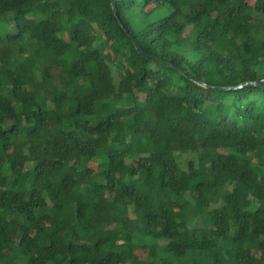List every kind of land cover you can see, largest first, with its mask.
<instances>
[{"label":"trees","instance_id":"obj_1","mask_svg":"<svg viewBox=\"0 0 264 264\" xmlns=\"http://www.w3.org/2000/svg\"><path fill=\"white\" fill-rule=\"evenodd\" d=\"M253 1L0 0V264H264Z\"/></svg>","mask_w":264,"mask_h":264},{"label":"water","instance_id":"obj_2","mask_svg":"<svg viewBox=\"0 0 264 264\" xmlns=\"http://www.w3.org/2000/svg\"><path fill=\"white\" fill-rule=\"evenodd\" d=\"M112 2V6H113V11H114V14L116 17H118V8H117V4H116V0H111ZM132 40H133V43L137 49V51L146 59L148 60H151V61H154V62H160L162 64H164L165 66H168V67H172V68H176L178 69L179 71H181L186 77H188L189 79L195 81L197 84H199L200 86H203L204 88L206 89H215V90H220L222 88H216V87H211L209 86L208 84L200 81V80H197L195 78H192L190 77L185 71H183L181 68L169 63V62H166V61H162V60H159V59H156V58H153L149 55H147L146 53L143 52V50L140 48L138 42L132 37ZM248 85H253V86H256V87H264V78H259L257 79L256 81H253V82H246L242 85H240L238 88H242V87H245V86H248ZM235 89V88H234ZM229 90V89H228Z\"/></svg>","mask_w":264,"mask_h":264},{"label":"rangeland","instance_id":"obj_3","mask_svg":"<svg viewBox=\"0 0 264 264\" xmlns=\"http://www.w3.org/2000/svg\"><path fill=\"white\" fill-rule=\"evenodd\" d=\"M253 3H254V1L253 0H249V2H248V5L249 6H253ZM22 22V21H21ZM0 23H2V20L0 19ZM29 22H26V21H23V25L24 26H29ZM66 39H67V37H65ZM224 114V113H223ZM185 161H188L189 159H190V157L189 156H186V157H184L183 158ZM151 160V158L150 157H148V156H143L142 158H140V159H138L136 162L137 163H140V162H149ZM255 161V160H254ZM91 167L92 168H96V165L95 164H91ZM56 215H57V218L59 219V220H61L62 219V216H63V208H58L57 209V211H56ZM208 232H209V234H210V236L212 237V236H215V232H214V229H213V227H209L208 228ZM136 254L139 256V260L140 261H144L145 259H146V254H147V252L146 251H144V250H137L136 251Z\"/></svg>","mask_w":264,"mask_h":264}]
</instances>
